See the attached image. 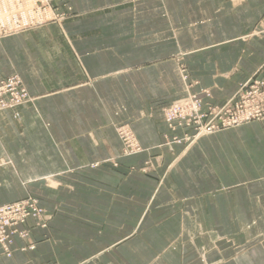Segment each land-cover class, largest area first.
Returning <instances> with one entry per match:
<instances>
[{"label": "crops", "instance_id": "obj_1", "mask_svg": "<svg viewBox=\"0 0 264 264\" xmlns=\"http://www.w3.org/2000/svg\"><path fill=\"white\" fill-rule=\"evenodd\" d=\"M69 5L76 27L105 28L65 24L38 58L32 31L0 39V74L16 71L35 97L0 112V205L29 194L55 213L47 228H31L34 249L21 251L17 239L0 264H264V126L160 147L159 109L183 94L177 53L208 71L201 86L261 67L264 31H252L264 29V0ZM122 123L139 155L120 156ZM150 157L151 172H128Z\"/></svg>", "mask_w": 264, "mask_h": 264}, {"label": "rangeland", "instance_id": "obj_2", "mask_svg": "<svg viewBox=\"0 0 264 264\" xmlns=\"http://www.w3.org/2000/svg\"><path fill=\"white\" fill-rule=\"evenodd\" d=\"M67 3H64L66 2ZM0 0V39L19 33L33 32V38H29V45L35 48L36 58L41 57V48L44 45L58 44V30L63 26L73 29H101L105 23L81 22L76 27V13L69 5L70 0ZM13 2V4H12ZM117 13H122V7H115ZM120 24L122 29L129 26V22ZM82 25V26H81ZM104 26V27H103ZM65 27V29H66ZM48 30L49 35L43 38L37 35L36 30ZM264 29L254 28L252 32L259 33ZM184 52L174 55L177 72L182 83L183 94L169 102L160 105V113L164 129L160 147H170L173 144L188 146L196 142L204 135L224 129L242 127L243 129H263L264 126V63L256 70L226 71L218 85H200L201 74L204 80L209 76L200 71L188 69L184 61ZM38 61V59L36 60ZM41 75L42 69L39 68ZM238 76L237 84H232V77ZM0 78L8 83L15 81L14 87L0 88V112L14 110L34 100L24 84L21 76L15 71ZM216 84V83H215ZM19 97V99H18ZM223 98L219 103L218 98ZM6 106L3 107V101ZM17 103H14L17 101ZM11 101L12 102L11 104ZM259 111L257 117L246 119L242 122H233L232 118L243 116L246 112ZM243 118V117H242ZM222 121L226 123L223 125ZM115 132L120 143V156L122 158L133 157L144 151L134 131L127 123L115 126ZM151 157L142 165L131 163L126 168L128 172L149 173L153 169ZM112 167H118L114 159H107ZM15 205L17 211L0 219L7 222L0 233V257L12 256V245L18 239L24 242L21 251L32 250L35 247L33 241H29L31 228H47L54 219V211L47 210L37 197L25 195L19 199L7 202L0 206ZM32 221V225H29ZM2 226L0 225V228ZM1 231V230H0ZM4 240V241H3ZM2 243H6L7 251Z\"/></svg>", "mask_w": 264, "mask_h": 264}, {"label": "built area", "instance_id": "obj_3", "mask_svg": "<svg viewBox=\"0 0 264 264\" xmlns=\"http://www.w3.org/2000/svg\"><path fill=\"white\" fill-rule=\"evenodd\" d=\"M12 4H13V2H12ZM262 70H264V67H263ZM15 85H16L15 81H14V82H13V81H9L8 83H5V81H3V80L0 78V88L14 87ZM18 99H19V97H18ZM2 101H3V103H5V104H3V107H5L7 104H6V102H5L4 100H2ZM12 102H14V101H11V104H12ZM17 102H18V100L15 101L14 103H17ZM259 114H260V113H259L258 110H257V111H253V112L249 111V112H246L243 116L238 115L237 117L232 118V120H233L234 123H235V122H242V121H244V120H246V119L253 118V117H257ZM242 117H243V118H242ZM225 123H226L225 121H222V124H223V125H224ZM16 211H17V207H16L15 205H5V206H0V219H1L2 217L6 216V215L14 214ZM6 223H7V222H1V221H0V225L2 226V227L0 228V230H1L0 233L3 231L4 226H5ZM3 241H4V240H3ZM2 245H3L4 249L7 251V245H6V243H5V244L2 243Z\"/></svg>", "mask_w": 264, "mask_h": 264}]
</instances>
